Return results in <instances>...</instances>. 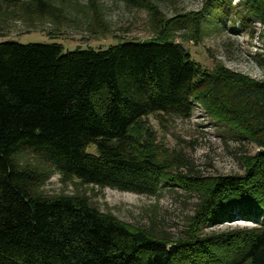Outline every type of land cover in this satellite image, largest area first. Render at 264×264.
Instances as JSON below:
<instances>
[{
	"label": "trees",
	"instance_id": "1",
	"mask_svg": "<svg viewBox=\"0 0 264 264\" xmlns=\"http://www.w3.org/2000/svg\"><path fill=\"white\" fill-rule=\"evenodd\" d=\"M55 1L0 4L24 19L61 20ZM122 1L150 12L155 37L66 53L54 42H0V264H264V83L207 70L170 32L187 29L181 38L198 40L208 10L222 23L234 24L232 14L242 25L264 26V0L233 8L205 0L200 11L168 19L150 0ZM205 88L232 90L244 107L232 110L236 131L261 150L244 158L242 174L207 182L177 239L130 229L84 196L42 195V172L18 163L30 152L62 180L155 195L178 182L167 175V158L140 149L137 125L150 115L189 118ZM236 218L254 226L202 232Z\"/></svg>",
	"mask_w": 264,
	"mask_h": 264
},
{
	"label": "rangeland",
	"instance_id": "2",
	"mask_svg": "<svg viewBox=\"0 0 264 264\" xmlns=\"http://www.w3.org/2000/svg\"><path fill=\"white\" fill-rule=\"evenodd\" d=\"M204 1L150 0L167 19L198 12ZM228 1L232 8L239 3L238 0ZM55 5L61 7L55 12L61 15V20L48 15L24 19L19 9L0 4V42H54L61 46V53H66L87 48L104 50L126 41L151 39L157 34L155 19L146 8L133 7L122 0H93L91 3L90 0H65L63 3L56 0ZM209 12L203 14L201 36H196L198 40L181 38L182 34H189L187 29L171 30L172 38L207 70L225 69L264 83V26L242 25L232 14L229 19L235 20L234 24L224 19L222 23L215 12ZM199 99L187 119L150 115L137 125L140 149L158 159L167 158L171 166L167 175L178 182L163 186L155 195L99 189L82 185L75 179L62 180L30 152L19 155L18 163L42 172V183L38 186L42 195L84 196L100 213L111 215L130 229L148 230L158 236L177 239L188 228L207 182L216 176L242 174L244 158L261 150L248 136L241 137L236 131L241 125L231 118L232 110L240 112L244 107L234 98L232 90L205 88ZM143 128L148 129L149 134H144ZM253 226L249 221L236 218L202 232L219 233Z\"/></svg>",
	"mask_w": 264,
	"mask_h": 264
}]
</instances>
